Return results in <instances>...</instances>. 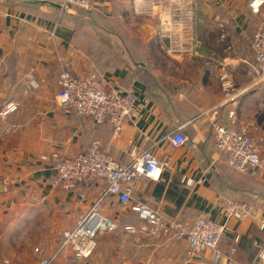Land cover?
<instances>
[{
    "label": "crops",
    "instance_id": "obj_1",
    "mask_svg": "<svg viewBox=\"0 0 264 264\" xmlns=\"http://www.w3.org/2000/svg\"><path fill=\"white\" fill-rule=\"evenodd\" d=\"M90 10L118 18L135 38L151 41L153 51L176 66L146 65L118 52L121 64L103 75L134 91L136 117L113 139L111 126L81 124L55 107L61 60L76 76L89 72V58L74 32L79 15L87 19L86 12L62 8L56 0H0V106H18L0 124V264H40L58 250L60 233L74 229L79 216L93 208L111 220L114 229L96 237L85 264H187L184 242L127 232L125 227L138 223L130 207L146 205L166 220L204 214L223 224L222 204L227 200L248 203L254 213L251 220L228 224L220 249L227 250L238 235L234 261L264 264L256 260L264 245L259 229L264 223V178L228 167L218 157L213 137L214 123L227 124L232 109L221 105L217 80L225 63L240 92L231 127L245 128L260 144L264 160V80L250 86L246 76L259 16L246 0H95ZM220 28L226 33L223 43L218 41ZM105 37L108 43L113 36ZM226 46L232 49L229 56L223 53ZM31 81L36 88H29ZM177 129L188 142L173 148L169 139ZM93 139L119 162L128 163L132 153L161 150L168 166L156 180L131 182V204L125 207L104 195L103 186L86 189L83 199L75 191L52 189L54 172L41 156L74 155ZM182 177L194 185H182ZM70 261L71 256L64 255V263ZM196 264L212 263L206 256Z\"/></svg>",
    "mask_w": 264,
    "mask_h": 264
},
{
    "label": "built area",
    "instance_id": "obj_2",
    "mask_svg": "<svg viewBox=\"0 0 264 264\" xmlns=\"http://www.w3.org/2000/svg\"><path fill=\"white\" fill-rule=\"evenodd\" d=\"M62 7L75 6L82 10H90L95 0H56ZM249 10L258 15L255 27L252 49V61L247 64L246 76L250 79V86L264 80V0H246ZM255 2L257 3L256 5ZM32 32L27 33L30 38ZM226 33L220 28L219 43H223ZM223 53L229 56L232 49L223 48ZM217 80L221 89V105H229L232 109L227 113L229 122L223 124L215 122L213 137L215 149L224 163L237 171L252 177L264 178V160L260 156L261 146L258 141L248 134L245 128L237 130L231 127L234 108L240 92L235 87L228 65L222 63L217 72ZM58 92L54 97L55 107L65 117H74L81 124L88 120L100 124L108 121L113 129V139L121 136L126 122L133 120L135 115V93L132 89H122L116 82L106 75H94L86 72L76 76L68 62L61 60L58 72ZM29 88H36V84L29 82ZM18 106L6 103L0 106V124L8 116L16 112ZM10 128L5 129V133ZM188 139L180 129L170 137L169 143L173 148L187 144ZM41 161L54 172L50 179V187L54 190L75 191L83 199L86 189L103 186V194L113 196L118 203L125 207L131 204L132 191L130 183L139 178L156 180L167 165L165 153L161 150L150 153L143 151L130 154L128 163L119 162L107 150L100 147L96 139L89 141L79 152L65 156L51 153L41 156ZM180 183L192 187L194 181L182 177ZM138 223L125 227L131 234H149L151 237L165 242H184L186 249V263L196 264L206 256L212 264H237L234 255L240 240L238 235L232 238V244L227 250L220 249L221 239L229 232L230 222L240 223L251 220L253 208L250 204L227 200L222 204L225 218L223 224L211 220L204 214H198L192 219L166 220L159 212L143 204L130 207ZM114 224L96 208L90 209L79 216L77 226L63 231L58 252L40 264H56L59 253L71 256L74 262L81 263L92 255L95 239L99 234L111 232ZM259 229L264 231V223ZM37 251V250H35ZM57 256V257H56ZM257 261H264V245L259 248ZM2 264H10L5 260Z\"/></svg>",
    "mask_w": 264,
    "mask_h": 264
},
{
    "label": "rangeland",
    "instance_id": "obj_3",
    "mask_svg": "<svg viewBox=\"0 0 264 264\" xmlns=\"http://www.w3.org/2000/svg\"><path fill=\"white\" fill-rule=\"evenodd\" d=\"M79 16L80 25L78 29L75 30L78 35L76 41L79 44L82 53L95 58V67H106L108 65H112L105 60L107 54H110V56H107V58L109 59L115 57L118 59L120 58L118 52L122 50L134 62H142L146 65H162L166 68L176 66L175 62L170 61L168 58H164V56L158 53L156 54L155 51H153L154 49L152 47L151 41H142L138 38H135L134 33L132 34V32L127 29L128 27L121 25L122 28L118 30V26H115L116 24H114L112 26L110 25V29L107 30L106 27L102 25V22L100 20L94 19L90 15H85L87 19H82V16ZM139 30L142 29L140 28ZM105 34L113 36L111 41L108 43L106 41L108 37L104 38ZM113 55H115V57ZM194 59L195 58H193L192 60ZM61 236L62 232L60 233V237ZM30 241L32 242V240ZM35 250L37 249H33L31 251L33 253H36L37 251ZM57 252L58 250L46 259L52 258ZM59 262L62 264L64 263V255H61L60 253L57 257L56 264H58ZM78 264H85V262L83 261Z\"/></svg>",
    "mask_w": 264,
    "mask_h": 264
},
{
    "label": "trees",
    "instance_id": "obj_4",
    "mask_svg": "<svg viewBox=\"0 0 264 264\" xmlns=\"http://www.w3.org/2000/svg\"><path fill=\"white\" fill-rule=\"evenodd\" d=\"M82 11H84V12H86V15H90L92 18H94V19H97V20H100L101 22H102V25H104V27H106V29L107 30H109L110 29V27L112 26V25H114V24H116L115 26H118V30H120L121 28H122V26L119 24V22L117 21V19L115 18V17H113V16H110V17H102V16H98V15H96V14H94L95 12L93 11L92 12V10H82ZM87 11H90V13H88ZM79 25H80V20H79V22L75 25V29L77 30L78 29V27H79ZM111 25V26H110ZM74 32H75V30H74ZM76 33V32H75ZM76 36H77V33H76ZM86 56L89 58L88 60H89V64H88V68H89V72L90 73H92V74H94V75H103L109 68H111V67H114V66H117V65H120L121 63H120V61L115 57V55H113L115 58H111V59H109V58H107V56H110V54H107V56H106V58H105V60L107 61V62H109V64H112V65H108V66H106V67H95L94 65V63H95V58L94 57H92V56H90V55H87L86 54ZM140 63H142V62H140ZM142 64H144V63H142ZM87 122H89V124H91V126L92 127H98V126H101V125H103V124H107V125H109V126H111V124L108 122V121H104V122H102V123H100V124H97V123H94L92 120H88ZM111 128H112V126H111ZM232 169V168H231ZM232 170H235V169H232ZM235 171H237V170H235ZM238 172H240V171H238ZM223 239V238H222ZM221 239V240H222ZM231 244H232V242H231ZM231 246V245H230ZM229 246V247H230ZM203 260V259H202ZM201 260V261H202ZM73 261H70L68 264H75L74 262L72 263Z\"/></svg>",
    "mask_w": 264,
    "mask_h": 264
}]
</instances>
